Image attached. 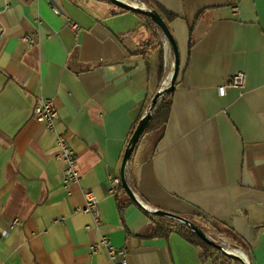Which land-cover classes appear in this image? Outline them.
<instances>
[{"label":"crops","instance_id":"0c3cea01","mask_svg":"<svg viewBox=\"0 0 264 264\" xmlns=\"http://www.w3.org/2000/svg\"><path fill=\"white\" fill-rule=\"evenodd\" d=\"M143 1L166 22L179 68L166 122L139 138L126 180L143 206L234 237L264 264V0ZM171 64L156 25L107 0H0V264H109L104 249L90 252L99 234L129 264H213L177 232L153 235L122 187L121 210L108 193ZM42 98L57 109L77 182L63 183L54 135L33 117Z\"/></svg>","mask_w":264,"mask_h":264},{"label":"water","instance_id":"95a60500","mask_svg":"<svg viewBox=\"0 0 264 264\" xmlns=\"http://www.w3.org/2000/svg\"><path fill=\"white\" fill-rule=\"evenodd\" d=\"M112 5L119 9L132 11L135 13H140L143 15H146L149 17L152 23L156 25V27L160 30L161 34L163 35L166 43L168 44L169 48L172 51V64H171V72L169 73V76L167 77V83L163 87H161L151 98L149 105L145 111V114L141 117V119L138 121L137 125L133 129L126 149L122 155V159L120 162V169H119V181L120 185L123 189V191L128 195V197L133 200L141 209L148 213L160 215L162 217H166L169 219L176 220L184 225H186L193 233H195L203 242L210 245L211 247L215 248L216 250L220 251V253L237 260L241 264H249L247 262L245 255L239 251L234 245L231 243H228L231 246V249H227L222 242H218L216 239L211 238L208 236L202 229L190 221L189 219L180 216L176 213L170 212V211H164L160 209H149L145 206H143L140 201H138L136 195L130 188L127 180H126V168L127 164L129 162L130 155L137 144L150 116H151V110L153 106L156 104L159 97H161L164 93L169 92L174 87V82L178 73L179 68V56H178V50L176 43L170 33V30L168 29V26L162 16L153 8H149L145 5L139 4L135 1L130 0H107ZM226 245V244H225Z\"/></svg>","mask_w":264,"mask_h":264},{"label":"built area","instance_id":"2783aa9c","mask_svg":"<svg viewBox=\"0 0 264 264\" xmlns=\"http://www.w3.org/2000/svg\"><path fill=\"white\" fill-rule=\"evenodd\" d=\"M73 27L76 28V25H73ZM241 79V72L234 73V75L232 76L233 85H239ZM218 92L220 95H223L224 87H219ZM32 113L34 119L42 123L54 135V144L56 147L54 155L63 164V183L67 185L71 182H77L79 179V175L76 170V155L68 145L64 134L56 129L58 113L57 109L55 108L54 102L50 98H42L33 107ZM118 184V178L110 179L108 193L114 194ZM82 211L91 215L93 226L98 229L100 221L97 211V200L91 192H84V205L82 207ZM14 223H16V221H14ZM101 248L106 251L109 264H129L127 258V249L125 247L113 246L110 243L108 237L104 234H99L98 238L92 241L89 245V249L92 254L98 252V250H100Z\"/></svg>","mask_w":264,"mask_h":264},{"label":"trees","instance_id":"16d2710c","mask_svg":"<svg viewBox=\"0 0 264 264\" xmlns=\"http://www.w3.org/2000/svg\"><path fill=\"white\" fill-rule=\"evenodd\" d=\"M137 1L146 4V6L149 8H152V7H150V5H148V3L146 1H143V0H137ZM143 16L146 17V19L151 22V20L149 19L148 16H146V15H143ZM168 17L170 18L171 16L168 15ZM167 95H168V92L164 93L161 97H159L156 104L153 106V108L151 110V116H150L142 134H144L148 130L159 129L166 122L168 111H169V102L166 101ZM148 105H149V103H148ZM148 105L146 107H148ZM145 111H142L139 119H137L136 123L134 124L132 131L135 128V126L137 125L138 121L141 119V117L145 114ZM142 134H141V136H142ZM136 145H135V147H136ZM130 157H131V155H130ZM129 160H130V158H129ZM118 187L121 188L120 183L118 184ZM114 196L116 197L119 209L121 210L124 206V201L121 200L119 195L117 196L116 194H114ZM148 215L154 220V227H153V232H152L153 235L164 236L167 233L174 231V232H177L178 234H180L183 238L188 240L194 246L201 248V250H202L201 257L202 258H210L212 260L213 264H233V262L235 261L234 259L220 253L215 248H213L210 245L203 242L186 225H184V224H182L176 220L169 219L166 217H162L160 215H156V214H152V213H148ZM201 229H202V231L206 232L205 229H203V228H201ZM231 238H232L231 244L237 248L238 246L236 245L237 244L235 242L236 240L234 239V237H231ZM215 251H217V254Z\"/></svg>","mask_w":264,"mask_h":264},{"label":"rangeland","instance_id":"374dc122","mask_svg":"<svg viewBox=\"0 0 264 264\" xmlns=\"http://www.w3.org/2000/svg\"><path fill=\"white\" fill-rule=\"evenodd\" d=\"M130 1H133V0H130ZM208 236H210L211 238H214V239H216L218 242H222V244L227 248V249H231V246L228 244L229 243V241H227V239H219V238H221L220 236H218V235H215V234H213V232L211 233V231H207L206 230V232H205ZM226 244V245H225ZM232 250V249H231ZM216 252V254H217V251H215ZM220 252V251H219ZM244 255H245V257H246V261L247 262H249V264H250V261H249V259L247 258V256H246V254L243 252V251H241ZM233 264H241V263H239L237 260H235L234 262H233Z\"/></svg>","mask_w":264,"mask_h":264}]
</instances>
